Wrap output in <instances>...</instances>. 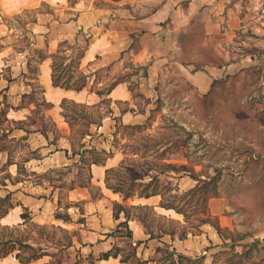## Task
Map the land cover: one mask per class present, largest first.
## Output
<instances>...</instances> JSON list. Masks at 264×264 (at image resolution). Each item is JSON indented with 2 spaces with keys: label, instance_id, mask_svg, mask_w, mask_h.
Listing matches in <instances>:
<instances>
[{
  "label": "crops",
  "instance_id": "1",
  "mask_svg": "<svg viewBox=\"0 0 264 264\" xmlns=\"http://www.w3.org/2000/svg\"><path fill=\"white\" fill-rule=\"evenodd\" d=\"M42 5L48 9L41 10ZM136 6L129 0H0V17L36 11L21 32L27 42L25 49L15 51L20 40L13 33L0 38V72L9 68V79L0 80V93L6 101L21 102L28 93V83L36 82L49 104L52 121L63 134L57 141L49 133L47 137L24 129L15 131L14 137L25 138L24 144L32 154L21 163L24 168L21 175L27 179L8 188L14 193L17 205L2 224L23 227L22 214L27 209L32 223L65 228L76 236L72 245L67 246L75 261L95 258L94 264H127L121 255L100 259L117 247L122 252L126 248L136 251L142 262L158 264L159 250L169 246L180 256L217 264L216 258L221 252L231 248L249 249L251 241L255 240H241L240 247L230 244L211 224L203 225L199 234L190 233L184 241L175 238L180 236L175 232L150 230L142 219L134 213L131 215L130 210L147 207L182 225L187 219L173 209L163 208L161 195H135L125 199L108 187V170L124 160V156L113 149V133L118 124H143L149 107L158 100V89L167 73L182 77L200 94L209 93L215 81L229 75L234 64L225 59V65L206 63L202 69H195L196 62L202 61L188 53L184 37L193 31L202 32L204 38L199 47L213 46L226 58L229 51L223 54L227 49L221 38L246 27L243 16L258 13L264 18V0H162L155 10L146 13L139 12ZM61 55L66 57L65 65L75 64L98 90L87 85L80 90L55 86L54 65L58 66ZM187 56L192 60H186ZM105 68L119 77L114 80L110 92L102 90L104 83H97ZM135 69L136 73L131 75ZM134 81L136 89H133ZM64 101L104 113L100 122L85 114L82 116L87 119L88 131L78 150L74 139L70 138L73 125L66 119ZM103 103L109 105L106 112ZM27 112L28 108L15 104L9 115L22 121L27 118L23 116ZM8 157L6 153L4 164ZM56 170L72 171L74 178L85 174L88 177L86 183L76 182L67 190L69 206L63 216L56 211L65 209L56 206L58 200L49 198H55L53 194L62 187L56 188L48 179ZM9 172L17 177L18 165H11ZM32 177L39 178L41 183L30 181ZM126 223L132 238L117 237L125 236L122 227ZM260 237L263 238L264 233ZM0 264L21 263L9 256L0 259Z\"/></svg>",
  "mask_w": 264,
  "mask_h": 264
},
{
  "label": "rangeland",
  "instance_id": "2",
  "mask_svg": "<svg viewBox=\"0 0 264 264\" xmlns=\"http://www.w3.org/2000/svg\"><path fill=\"white\" fill-rule=\"evenodd\" d=\"M129 2L137 4L139 12L146 13L155 10L162 0ZM44 9L48 7L42 5L41 10ZM257 14L243 16L246 27L221 38L227 49L223 54L229 51L226 58L213 46L199 47L204 38L202 32L193 31L184 37L188 53L202 61V64L196 62L195 69H202L206 63L225 65V59L234 64L229 75L216 81L209 93L200 94L182 77L167 73L158 89V100L149 107L143 124H118L113 133V149L124 156V160L109 170L111 187L124 193L134 191V196H140L144 186L149 184L151 190L157 189L162 194L161 203L179 206L185 212L187 220L182 225L176 219L159 215L147 207L130 210L131 215L134 213L142 219L150 230L175 232L180 235L175 238L184 241L190 233L199 234L205 225L203 220H209L208 224L219 226L220 235L230 244L240 247L241 240H255L251 241L249 249L231 248L221 252L216 258L217 264H264V237H260L264 233V18ZM35 15L36 11L32 10L22 15L0 17V38L13 33L20 40L15 51L25 49L27 42L21 37V32L25 23ZM1 48L0 45V54ZM6 58L9 61L10 56ZM185 59L192 60L189 56ZM57 63L56 73L62 84L73 89L87 85L98 90L75 64L65 65V55H61ZM5 68L4 73L0 72V80L9 79V68ZM137 69L130 74H135ZM116 78L119 77L113 70L105 68L97 83H104L102 90L108 91ZM132 83L136 89L137 84L135 81ZM27 91L21 102L6 101L0 93V101L4 102L0 107V134L2 129H24L47 137L49 133L53 140H60L63 134L48 113L49 104L44 100L41 88L36 82H30ZM15 104L28 108L23 115L26 119L18 121L14 119L15 115H9ZM108 106V103L102 104L105 112ZM65 109L66 119L73 125L70 138L74 139L78 150L88 131L87 119L82 116L85 114L100 122L104 113L70 103ZM4 119L12 123H6ZM14 134L9 139L0 138V148L7 147L13 161L22 163L32 151L25 144L22 147L17 143L9 144ZM5 157L6 153L0 151V178L4 176ZM21 179L25 181L27 177L21 175ZM48 179L56 188L62 186L58 193L53 194L55 198H49L58 200L56 206L65 209L69 206L67 190L76 182L86 183L88 177L85 174L74 178L72 171L56 170ZM133 179H137L135 183H132ZM186 179L188 181L184 182ZM30 181L41 183L35 177ZM57 212L63 216L66 209H57ZM122 228L125 236L117 237L128 238V229ZM19 235L31 238L28 243L47 254V258L36 264H77L81 259L82 264H89L90 258H77L76 261L72 258L67 246L72 245L76 236L61 226H33L30 223L20 227ZM123 251L122 258L136 254L128 248ZM158 253V264H205L203 260L180 257L169 246ZM136 259L139 258L135 256L134 262Z\"/></svg>",
  "mask_w": 264,
  "mask_h": 264
},
{
  "label": "trees",
  "instance_id": "3",
  "mask_svg": "<svg viewBox=\"0 0 264 264\" xmlns=\"http://www.w3.org/2000/svg\"><path fill=\"white\" fill-rule=\"evenodd\" d=\"M198 64H195V66H197ZM57 66L54 65V76H53V82L54 85L57 87H62V88H67L70 89L72 88L71 86H67L65 84H62L59 80V78L57 77ZM216 82V81H215ZM82 87L77 88L78 90L82 89ZM113 88V86L110 87V89L108 90V92L111 91V89ZM70 103L72 105H75L76 107H82L80 105H76L72 102L69 101H64L63 103V108L65 109L66 105ZM2 102L0 101V107L2 106ZM2 115V112H0V116ZM4 115H7L6 113H4ZM4 121L6 123H12L7 121L6 119H4ZM128 129H133L136 127H127ZM126 128V129H127ZM18 130V129H17ZM2 134H0V138L2 137H6L7 139H9L11 137V134L13 132H15V130H7V129H2ZM24 141L25 138H17L14 137L9 141V144L11 143H17L19 144V146H23L24 145ZM0 151L2 153H8V161L7 163L4 165L3 167V173L4 176L0 178V259L2 258H7L9 256H13L15 257L21 264H36L37 262H39L40 260H42L44 257L47 256V254L45 253H41V251L36 250V248H34L31 244H29L28 242L31 240V238L27 237H23L19 235L20 232V227H10V226H6L2 224V220L7 217L9 215V213L16 207L17 203L14 200V193L9 191V186L10 185H17L18 183H20L22 181L21 179V172H23L24 168H22L21 163H16L13 161L12 159V154L10 151H8V148H0ZM25 162V161H24ZM23 163V162H22ZM13 164H17L18 165V176L14 177L10 172H9V167ZM109 173V170H108ZM137 179H133L132 183H135ZM107 185L108 187H110L111 189H113L109 183V176L107 177ZM151 185H145L144 186V191L140 192V197H151V196H156V195H162L159 190L157 189H153L151 190ZM116 193H123L124 198L128 199L132 196H134V191H130V192H125L123 190L120 189H113ZM162 207L166 208V209H173L176 212L183 214L185 216V212L182 210L181 207L176 206V205H169L167 203H162ZM22 219L24 220V224L23 225H27L32 223V218L30 216V213L27 209H24V213L22 214ZM218 222V221H217ZM210 223L209 220H203L202 224H208ZM33 226H35V224L32 223ZM219 231L220 228L217 225H214ZM128 229V238H132L131 236V232L128 228V224L126 223L125 226ZM122 253V250L120 248L115 247L111 252L104 254L100 257V259H110L111 257L114 258H118ZM135 256L136 254H133V256L130 254V256H127L125 258H122V261L124 263L127 264H147L146 262H142L136 259L135 260ZM131 257V258H130ZM133 257V263L130 262V260ZM182 257V256H180ZM96 261L95 258H90L89 260V264H94ZM82 259L79 260L77 262V264H82ZM56 262H51L48 264H55ZM57 264V263H56Z\"/></svg>",
  "mask_w": 264,
  "mask_h": 264
}]
</instances>
